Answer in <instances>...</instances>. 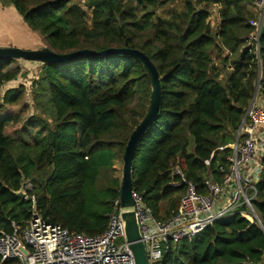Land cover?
Listing matches in <instances>:
<instances>
[{"label": "trees", "instance_id": "16d2710c", "mask_svg": "<svg viewBox=\"0 0 264 264\" xmlns=\"http://www.w3.org/2000/svg\"><path fill=\"white\" fill-rule=\"evenodd\" d=\"M2 1L56 54L129 48L155 65L161 105L137 144L132 190L156 220H168L185 194L184 185H171L181 182L174 169L201 194L206 180L222 182L258 84L264 95L257 61L258 54L264 63V15L258 53L249 45L254 0H85L86 10L76 0ZM14 61L0 64V89L23 74L19 67L4 71ZM33 84L35 114L25 120L7 112L26 97L25 86L0 92V232L24 225L35 207L48 223L96 236L120 196L116 163L123 166L150 104L146 70L133 56H83L40 64ZM261 165L251 202L256 226L226 215L171 245L159 264H264V155ZM25 182L33 189L16 196Z\"/></svg>", "mask_w": 264, "mask_h": 264}, {"label": "built area", "instance_id": "2783aa9c", "mask_svg": "<svg viewBox=\"0 0 264 264\" xmlns=\"http://www.w3.org/2000/svg\"><path fill=\"white\" fill-rule=\"evenodd\" d=\"M254 4L258 18L249 22L254 28L249 45L258 53L264 0H254ZM218 11L216 17L219 18ZM213 17L211 14L210 18ZM257 61L260 82L264 79V63L258 54ZM258 90L259 84L243 118L238 142L232 146L234 153L228 158L230 167L222 182L206 180V192L201 194L178 169H174L173 175L181 177V182L171 185H184L186 191L177 211L163 222L154 218L141 196L132 190L138 242L143 245L147 264H159L171 245L193 238L226 215L239 214L250 222L258 221L251 204L257 193L264 155V95ZM23 187L25 193L33 189L28 182L23 183ZM30 200L35 204L33 196ZM124 212L119 196L113 202L106 229L96 236H89L46 222L33 207L31 217L24 225L12 222L10 232H0L1 264H135L125 235Z\"/></svg>", "mask_w": 264, "mask_h": 264}, {"label": "water", "instance_id": "95a60500", "mask_svg": "<svg viewBox=\"0 0 264 264\" xmlns=\"http://www.w3.org/2000/svg\"><path fill=\"white\" fill-rule=\"evenodd\" d=\"M262 22V20H261ZM127 55L133 56L143 64L150 82V104L147 113L140 124L132 132L122 158V178L120 185V207L125 211L122 218L125 220V235L130 249L135 258V264H147L143 245L138 242V231L134 220L132 208L134 200L132 198V161L137 144L143 134L157 120L161 105V83L160 76L152 61L141 51L129 48H108L100 52L91 50H80L68 54H56L47 47L36 50H23L12 46H0V64L4 61L16 60L37 64H61L83 56H108ZM242 125V123H241ZM238 130V134L241 129ZM238 142V137L234 145ZM16 196L26 198L23 183L20 190L14 193ZM258 222L252 221L251 226H256Z\"/></svg>", "mask_w": 264, "mask_h": 264}, {"label": "crops", "instance_id": "0c3cea01", "mask_svg": "<svg viewBox=\"0 0 264 264\" xmlns=\"http://www.w3.org/2000/svg\"><path fill=\"white\" fill-rule=\"evenodd\" d=\"M13 36L18 38V43H13L11 41L10 38ZM40 41V37L25 26L22 17L17 13L15 8L11 5L4 4L3 1L0 0V46H15L23 50H36L41 47H45V45L43 43L41 44ZM16 63L17 64L11 63L10 65H19L25 70L40 68V64L37 63L24 61H18ZM28 75L29 74H27V76ZM9 84L10 83L6 85L8 86Z\"/></svg>", "mask_w": 264, "mask_h": 264}, {"label": "rangeland", "instance_id": "374dc122", "mask_svg": "<svg viewBox=\"0 0 264 264\" xmlns=\"http://www.w3.org/2000/svg\"><path fill=\"white\" fill-rule=\"evenodd\" d=\"M177 1L179 0H174V3H176ZM76 2L84 9L86 10L85 6H84V2L85 0H76ZM218 5H212L211 7V13L213 14V18H210L209 21H210V25L211 27H213L214 29L216 28V25L218 23V17H216V12L218 11ZM25 26H27L25 24ZM28 27V26H27ZM11 41L13 43H16L18 41V38H16L15 36L11 37L10 38ZM18 43V42H17ZM40 43L42 44L43 41L41 40ZM15 47V46H14ZM18 48V47H17ZM16 62L18 61H14L12 62L13 64H17ZM20 64V63H18ZM19 65H10L9 67L5 68V70H14L18 67ZM19 68L21 69V75L18 76V78L14 81V82H11L8 86H4L2 89H0V92L1 94H4L7 90H10V89H13V88H16L18 87L19 85H24L25 86V89H26V97L23 99V101L18 105V106H13L11 107L10 109H8L7 112H10V113H19L20 114V117L22 120H25L26 118H29L31 115H34L35 114V110L33 108H30L32 107L33 105V101H32V96H33V93H32V90H33V86H34V82L37 80L38 78V72H39V68L38 69H23V67L19 66ZM23 69V71H22ZM27 74H29L27 76ZM16 127H19L16 126ZM15 127V128H16ZM12 130V127H9L8 128V131H11ZM122 162H117L116 163V166H115V176L121 181V178H122ZM250 196V195H249ZM118 244L121 243V240L117 242Z\"/></svg>", "mask_w": 264, "mask_h": 264}]
</instances>
